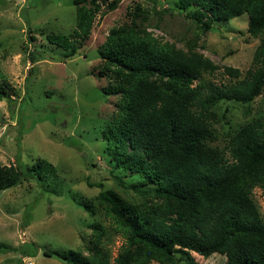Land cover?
Returning <instances> with one entry per match:
<instances>
[{"label":"trees","instance_id":"obj_1","mask_svg":"<svg viewBox=\"0 0 264 264\" xmlns=\"http://www.w3.org/2000/svg\"><path fill=\"white\" fill-rule=\"evenodd\" d=\"M105 1L72 0V31L49 32L46 40L73 55ZM119 1L106 5L112 10ZM177 7L188 9L184 15L200 33L247 13L246 33L259 39L252 66L239 79L237 68L223 66L235 78L226 85L193 84L220 66L198 51L196 36L182 47L154 37L136 3L129 19L111 27L99 45L94 73L107 81L102 93L116 97L100 129L105 153L112 168L132 181L125 184L114 174L121 189L75 202L109 217L111 233L125 239L113 264H200L192 252L222 255L221 264H264V219L252 195L255 187L264 195V114L230 131L221 148L213 146L217 133L211 123L219 103L249 104L263 90L264 0H177ZM9 90L1 80L0 100L11 99ZM48 173L55 176L43 159L24 167L0 165V192ZM88 227L79 246L54 252L61 264H111L110 232L97 220Z\"/></svg>","mask_w":264,"mask_h":264},{"label":"rangeland","instance_id":"obj_2","mask_svg":"<svg viewBox=\"0 0 264 264\" xmlns=\"http://www.w3.org/2000/svg\"><path fill=\"white\" fill-rule=\"evenodd\" d=\"M109 1L101 5L90 35L73 55L65 56L67 51L49 43L45 35L72 31V0H0V81L8 82L11 98L0 100V165L24 167L43 159L55 170L54 177L33 176L0 192V244L6 248L0 251V264H61L54 252L79 246L95 220L110 232L111 264L124 244L119 233H111L109 217L100 211L92 214L75 201L92 202L100 190L121 189L114 174L125 184L132 181L112 168L105 153L100 129L115 110L116 97L102 93L107 81L94 73L99 45L111 27L129 19L136 3L147 13L146 28L154 37L182 47L196 36L198 51L220 66L193 84L226 85L235 78L223 66L237 68L238 79L252 66L259 39L246 33L245 12L200 33L177 0H120L112 10L106 5ZM213 112V146L221 148L230 131L264 114V87L249 104L222 102ZM252 195L264 219L262 190L255 187ZM191 254L200 264L225 260L219 254Z\"/></svg>","mask_w":264,"mask_h":264}]
</instances>
